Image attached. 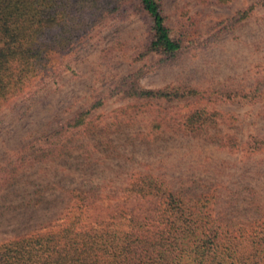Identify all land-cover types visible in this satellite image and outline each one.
<instances>
[{
	"label": "rangeland",
	"instance_id": "rangeland-1",
	"mask_svg": "<svg viewBox=\"0 0 264 264\" xmlns=\"http://www.w3.org/2000/svg\"><path fill=\"white\" fill-rule=\"evenodd\" d=\"M161 1L171 34L184 45L177 57L150 53L140 58L150 36L142 18L134 13L109 18L56 53L52 77L34 93L1 108L0 243L57 228L74 212L73 195L81 189L94 201L112 198L149 172L191 193L216 188L220 214L264 219V104L220 96L226 90L264 87V0ZM253 4L249 17L231 20ZM140 67L145 73L139 83L145 88L190 86L200 96L148 103L136 111L134 105L144 101L112 92L120 76ZM99 98L104 104L91 112L92 122L83 132L53 156L33 153L32 142ZM192 105L232 111L235 121L219 120L196 133L174 127L148 133L153 115L162 112L172 121ZM226 133L246 144L232 150L222 146Z\"/></svg>",
	"mask_w": 264,
	"mask_h": 264
},
{
	"label": "trees",
	"instance_id": "trees-1",
	"mask_svg": "<svg viewBox=\"0 0 264 264\" xmlns=\"http://www.w3.org/2000/svg\"><path fill=\"white\" fill-rule=\"evenodd\" d=\"M253 8L239 10L231 20L249 17ZM129 13L139 15L150 32L140 58L158 53L172 59L183 50L181 38L166 23L161 0H0V110L52 77L56 53L70 49L104 20ZM144 73L140 67L120 76L112 94L144 101L134 105L136 111L148 103L189 102L200 96L190 86L145 88L139 83ZM220 96L264 104V87L226 90ZM103 104L99 98L37 144L32 142L33 153L55 155L91 124V112ZM189 108L172 121L162 112L153 115L148 133L171 127L196 133L219 120L235 121L232 111ZM245 144L227 133L221 141L231 150ZM90 195L75 192V210L57 228L1 242L0 264H264L263 217L242 220L220 214L216 188L191 193L149 172L121 187L116 197L94 201Z\"/></svg>",
	"mask_w": 264,
	"mask_h": 264
}]
</instances>
